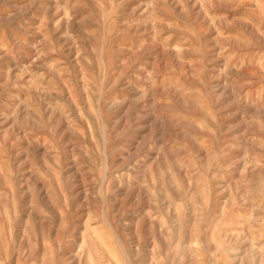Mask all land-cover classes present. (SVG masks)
<instances>
[{
  "label": "rangeland",
  "instance_id": "rangeland-1",
  "mask_svg": "<svg viewBox=\"0 0 264 264\" xmlns=\"http://www.w3.org/2000/svg\"><path fill=\"white\" fill-rule=\"evenodd\" d=\"M0 264H264V0H0Z\"/></svg>",
  "mask_w": 264,
  "mask_h": 264
}]
</instances>
